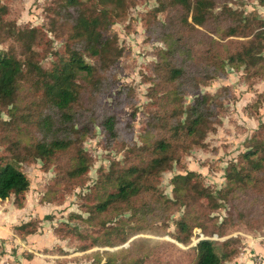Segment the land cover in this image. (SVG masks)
<instances>
[{
    "label": "trees",
    "instance_id": "trees-1",
    "mask_svg": "<svg viewBox=\"0 0 264 264\" xmlns=\"http://www.w3.org/2000/svg\"><path fill=\"white\" fill-rule=\"evenodd\" d=\"M132 1H46L43 11L48 19L47 30L63 38V43L53 52L49 66L44 67L41 51L36 49L42 47L46 51L50 46L44 29L17 26L6 17L11 11L10 0H0V43L10 41L6 48L0 49V111L8 115L7 120H0V145L5 144L11 158L16 161L39 158L44 165L58 158L60 162L67 161V174L71 177L85 172L86 157L76 144L89 135L95 118L86 121L83 101L86 92L114 86L110 73L120 50L108 30ZM259 2L264 6V0ZM157 12H164V21L155 19ZM149 16L150 31L158 33L156 37L165 45L154 66V84L159 87L166 83L171 87L159 96L157 104L161 98H173L174 103L169 109L151 110L141 144L128 153L132 157L125 164L112 166L100 179L97 201L88 213L94 217L106 213L116 215L115 209L120 207L119 214L129 212L130 215V219L121 218L122 222H130L131 218H138L136 215L148 212L164 218L178 205H185L176 221L175 234L183 243L189 242L191 229L198 223L204 235L216 233L218 236L224 235L225 227L236 221L249 229L264 227L263 122L244 140L246 149L239 153L238 160L225 167V184L217 195L203 185L199 172L194 170L171 177L172 199L157 189L159 174L169 170L183 151L202 144L218 115L205 94L195 97L184 109L180 98L198 89L200 84L223 76L226 64L243 67L246 80L264 79L262 21L243 18L220 0H158L157 8ZM80 77L85 78L84 83ZM259 101L256 99L252 104L255 109ZM100 121L108 136H117L119 120L115 114L107 113ZM28 132L35 137L28 138ZM61 177L60 174L55 182ZM29 185L25 173L1 154L0 202L11 200L14 206L21 207ZM145 195L148 201L136 205L134 200ZM219 199L229 205L227 216L218 226H205L202 221L210 220L208 213L219 208ZM39 202L53 201L44 196ZM41 221L32 218L14 229L20 237H25L36 232ZM104 223L100 225L103 227H97L96 221L91 222L96 227L94 233L74 235L77 244L73 251L81 252L90 264H119L107 251L98 249L113 245L106 242L105 234L111 233L114 227ZM67 226L60 221L53 226V231L62 239L68 238ZM239 240V236L199 239L194 246L192 264H227L237 254Z\"/></svg>",
    "mask_w": 264,
    "mask_h": 264
},
{
    "label": "rangeland",
    "instance_id": "rangeland-1",
    "mask_svg": "<svg viewBox=\"0 0 264 264\" xmlns=\"http://www.w3.org/2000/svg\"><path fill=\"white\" fill-rule=\"evenodd\" d=\"M16 1L10 0L11 11L6 17L14 20L19 27L40 26L44 29L51 41L50 46L46 47V51L42 47L36 49L41 51L42 66L47 67L53 60V52L58 51L63 43V38L47 30L48 19L45 17L43 8L48 0L43 1L39 10L36 7L24 8L20 0ZM220 1L243 18L253 17L262 21L264 28V6L259 0ZM157 5L158 0H133L128 4L124 14L116 18L108 30V33L115 38L120 54L110 73L114 86L102 91H91L90 94L86 92L87 97L83 101L86 121L90 117L95 120L92 119L93 125L89 135L84 136L76 144L86 157V170L81 173L82 175H77L75 178L68 175L67 161L60 162L58 158L46 165L39 158L31 161H16L7 152L5 144L0 145V156L1 154L5 156L6 160L14 163L28 177L30 185L26 194L29 200L36 203V200L39 202L41 197L47 196L56 205L52 212H42L44 226L38 236L33 237L34 243H36V237H40L41 244L39 243L38 252L42 253L49 250L53 255H58L72 251L77 244L74 235L79 232L94 233L95 226L103 227L100 225L105 221L104 225L114 227L111 233L105 234L106 242L113 245L98 247V249L107 251V254L119 264L123 262L127 264H192L195 256L194 246L199 239L223 240L229 236H239L240 240L237 243V254L230 258L227 264H264V227L249 229L244 223L236 221L225 227L224 235L218 236L216 233L204 235L202 226L198 223L191 229L189 242L183 243L175 238V234L176 221L184 212L185 205H178L164 218L148 212L136 215L138 218H131L130 222H122L121 218L130 219V215L129 212L119 214L120 207L115 209L118 212L116 215L106 213L101 217H94L88 213L97 201L99 190L97 187L100 179L110 171L112 166L125 164L126 160L132 157V155L128 156V153L131 154L132 150L141 144V134L146 128L151 110L169 109L171 103H174L173 98H161L157 104L159 96H163L164 91L171 89L166 83L159 87L154 84L156 78L154 66L159 60L158 53L165 49L163 42L156 37L158 33L149 29L152 20L149 15L157 8ZM218 10L219 7H216L215 11ZM164 17V12H157L155 19L164 21ZM198 28L206 35L219 40L204 29ZM9 43L10 41L0 43V49L6 48ZM243 71V67L235 68L226 64L223 76L200 84L198 89L189 91L182 96V99L180 98L184 109L195 97L205 94L208 96V103L218 110V115L214 118L215 122L207 131L202 144L193 145L187 151H183L178 160L172 162L169 170L159 174L157 189L165 197L173 198L171 177L177 173L184 174L187 170L199 172L203 185L217 195L225 184V167L228 163L238 160L239 153L246 149L244 140L250 137L260 122L264 123V79L246 80L242 74ZM80 81L84 83L85 78L80 77ZM83 92L85 93V89ZM258 93L261 94L258 95ZM256 99L260 100L257 103L259 104L257 109L252 105ZM131 112L133 114H130ZM107 113L115 114L119 120L116 137L108 136L100 125V120ZM7 119L6 112L0 111V120ZM26 135L28 138L35 137L29 132ZM76 151L75 147V153ZM134 155L136 156L135 152ZM60 174L62 177L55 182ZM134 201L136 205H140L142 201H148V198L146 195L139 196ZM219 202V208L209 211L210 220L202 221L205 226L211 228L213 224L218 226L227 216L229 205L220 199ZM45 215L51 217L43 218ZM60 221L68 224L66 233L69 236L60 243H56L59 239L52 234L50 227H52L51 222L57 224ZM94 221L97 224L91 226L90 223ZM85 240L89 242V238ZM10 242L13 240L11 239ZM19 246L21 242L18 241L10 249L7 247L8 253L11 254L10 264H45L46 262L51 264L53 259L54 264L65 262L61 261V257L43 258L25 249L20 251ZM2 248L4 246L0 241V249ZM32 248L37 249L35 246ZM72 259L75 261L71 264H90V261L81 254Z\"/></svg>",
    "mask_w": 264,
    "mask_h": 264
},
{
    "label": "crops",
    "instance_id": "crops-1",
    "mask_svg": "<svg viewBox=\"0 0 264 264\" xmlns=\"http://www.w3.org/2000/svg\"><path fill=\"white\" fill-rule=\"evenodd\" d=\"M43 1L44 0H20V4L22 3V7L24 8H35L36 7V9L39 10V7L43 3ZM14 2H17V1L14 0ZM14 2H12V5H14ZM42 205H46V206L43 207ZM55 206L56 205L53 203H39L38 200H36V203L32 202L31 200H29L27 194H26V199L24 200V203L21 207L14 206L9 200L0 202V241H2V244L4 246V248L0 249V264H10L9 259L11 257V254L8 253L9 250H7V247L10 249L13 245L17 244L18 241L21 242V246L18 247L20 251H23L25 249L28 252L32 254H38L42 256L43 258L44 257H51V258L61 257L62 258L61 261L62 262L63 260L65 261L63 262L64 264H71V262L75 261L72 258L78 257L81 254V252H75L72 250L66 253L64 252L58 255H53L52 251L48 250L47 252L42 253V252H38V246L41 244L40 237L38 238L36 237V243H34L35 238L33 237L38 236L39 231L44 226V219L41 218L42 214L48 213L46 211L52 212V209ZM32 218L42 219V221L40 222V227L38 228L36 232L27 234L25 237H20L16 233L14 228L20 225L21 223L28 221ZM51 224H52V227L49 226L50 230L53 235H56V233L53 231V226H55L56 224L54 222H51ZM56 236L59 239L57 241L55 240L56 243H60V241L64 240L60 238L58 235ZM11 239L13 240V242H10ZM33 246H35V248L37 249H33L32 248ZM53 260H51L52 261L51 264H54ZM45 264H49V262L48 263L46 262Z\"/></svg>",
    "mask_w": 264,
    "mask_h": 264
}]
</instances>
